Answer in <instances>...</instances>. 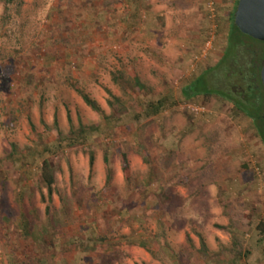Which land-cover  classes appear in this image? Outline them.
Instances as JSON below:
<instances>
[{"label": "rangeland", "instance_id": "rangeland-1", "mask_svg": "<svg viewBox=\"0 0 264 264\" xmlns=\"http://www.w3.org/2000/svg\"><path fill=\"white\" fill-rule=\"evenodd\" d=\"M111 1L26 0L19 31H9L0 0V264H264V145L230 102L183 93L206 69L211 88L228 89L218 63L235 0H150L145 34L130 35L146 50L141 87L132 85L134 64L127 73L117 51L102 52L109 41L120 44L104 36ZM83 93L111 126L57 150L56 116L64 135L69 117L76 129L107 123ZM160 98L165 105L153 113ZM43 158L57 169L52 201L39 174ZM200 223L227 227L225 242L209 239L207 256Z\"/></svg>", "mask_w": 264, "mask_h": 264}, {"label": "trees", "instance_id": "trees-1", "mask_svg": "<svg viewBox=\"0 0 264 264\" xmlns=\"http://www.w3.org/2000/svg\"><path fill=\"white\" fill-rule=\"evenodd\" d=\"M4 5V11L1 16V23L4 27L9 29H16L19 31L21 22V16L26 4V0H2ZM238 0H235V7L229 13L227 26L228 31L226 35V47L223 52L219 65L224 68V75L229 80L228 89L211 88L209 86L207 71L204 70L198 74L184 87L183 93L187 98H193L194 96L203 95L211 96L216 95L222 97L224 100L232 104L233 111L236 115H245L253 123L257 136L260 138L264 145V86L261 80V70L264 63V41L258 40L254 37L246 35L240 31L235 24V11L237 8ZM251 38L252 40L248 39ZM113 79L117 82L116 76ZM234 79V81H232ZM132 85L141 87L142 82L137 77L133 79ZM115 101L119 102L122 99L114 95L111 90L107 89ZM84 101L95 111H97L104 120L106 125L102 123L94 124L89 127L82 125L79 129H76L73 125L71 117V128L68 135L59 130V123L57 116L55 117L54 128L58 133L57 150L63 149L66 146H73L76 144H84L91 137H97L100 131L109 128L111 126V116L107 115L103 107L95 99L88 94H82ZM115 103V102H114ZM113 101H109V104L114 106ZM165 98H160L156 102L152 103L155 108L153 113H160L164 107ZM139 116V113L137 114ZM46 149V148H45ZM16 154L17 149L14 148ZM94 151L90 149V168L93 170L95 163ZM104 162L107 172V183L111 181L113 175V168L111 166V159L108 154L104 156ZM122 171L125 174L127 180L130 179V162L126 152L122 153ZM56 167L49 158H43L41 165L39 166V174L44 186L47 188V195L50 201L53 200V194L55 193L56 183ZM49 214L50 205L46 207ZM220 228H227L226 226L219 225ZM23 228L27 234H30V223L28 220H24ZM258 230L264 238V221L258 224ZM41 234V232H40ZM200 239V251L207 256L209 247L205 241V238L199 234ZM233 242L237 246L238 239L233 237ZM140 245H146V241H140ZM241 251H237L239 255Z\"/></svg>", "mask_w": 264, "mask_h": 264}, {"label": "crops", "instance_id": "crops-1", "mask_svg": "<svg viewBox=\"0 0 264 264\" xmlns=\"http://www.w3.org/2000/svg\"><path fill=\"white\" fill-rule=\"evenodd\" d=\"M120 4L119 6H123L122 9H118L117 7H112V3L114 4L117 1H111L106 8L103 9V12L107 13V18L109 21L106 22L107 26L105 28V34L104 36H108L109 40H112V38L119 37V45H114L111 47L109 41L107 48H105V45H103V50L102 52L104 55H108V52L112 50L118 52L119 60L123 63V65L126 67V72H131L128 67H131L129 64L132 63L133 68H134V77L138 79H142L141 76L142 74L140 73L141 71V63L142 61L146 58L143 56L146 50H142L141 47H136V45L131 43L130 35L131 36H142L145 34L142 32L144 26L142 27V24L144 23V19L142 13L145 12L146 7L150 8L151 6L150 0H119ZM122 2V3H121ZM108 2H105L107 4ZM117 12V14H115ZM147 12V11H146ZM149 13H151L149 11ZM113 25V27H111ZM114 30L117 33H113ZM146 34H151L153 35L151 30L146 31ZM114 41V39H113ZM135 46V47H134ZM97 50V49H96ZM134 53V54H133ZM140 54L142 56H140ZM136 68V69H135ZM133 73V72H132ZM131 74V73H130ZM208 224V223H207ZM204 223H200V227H203V230L199 228L197 230L199 234H201L204 238L208 237V240H206V243L208 247L210 248L209 242L211 238L215 239L216 237L222 238V242H225L224 237H226L225 230L223 228H220L219 226H213V225H207L203 226ZM205 227V228H204ZM207 227V230H206ZM208 232V235L207 233ZM198 234V235H199ZM191 238H194L192 234L190 235ZM199 237V236H198ZM194 240V239H193Z\"/></svg>", "mask_w": 264, "mask_h": 264}, {"label": "water", "instance_id": "water-1", "mask_svg": "<svg viewBox=\"0 0 264 264\" xmlns=\"http://www.w3.org/2000/svg\"><path fill=\"white\" fill-rule=\"evenodd\" d=\"M234 21L242 33L264 41V0H238ZM261 80L264 86V63Z\"/></svg>", "mask_w": 264, "mask_h": 264}, {"label": "built area", "instance_id": "built-area-1", "mask_svg": "<svg viewBox=\"0 0 264 264\" xmlns=\"http://www.w3.org/2000/svg\"><path fill=\"white\" fill-rule=\"evenodd\" d=\"M199 109H200V108H196V107L194 108V110H195L196 112H198V111H199Z\"/></svg>", "mask_w": 264, "mask_h": 264}]
</instances>
